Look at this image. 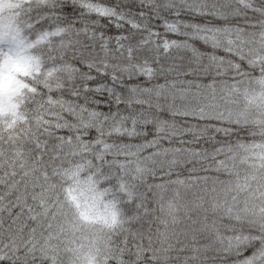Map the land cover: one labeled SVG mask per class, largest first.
I'll list each match as a JSON object with an SVG mask.
<instances>
[{
	"label": "snow or ice",
	"instance_id": "obj_1",
	"mask_svg": "<svg viewBox=\"0 0 264 264\" xmlns=\"http://www.w3.org/2000/svg\"><path fill=\"white\" fill-rule=\"evenodd\" d=\"M0 264H264V0H0Z\"/></svg>",
	"mask_w": 264,
	"mask_h": 264
}]
</instances>
